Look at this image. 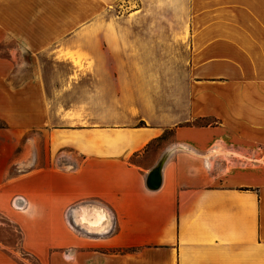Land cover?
<instances>
[{"label": "crops", "instance_id": "0c3cea01", "mask_svg": "<svg viewBox=\"0 0 264 264\" xmlns=\"http://www.w3.org/2000/svg\"><path fill=\"white\" fill-rule=\"evenodd\" d=\"M107 1L0 0L34 65L0 50V120L111 137L77 162L109 224L49 264H264V0Z\"/></svg>", "mask_w": 264, "mask_h": 264}, {"label": "rangeland", "instance_id": "374dc122", "mask_svg": "<svg viewBox=\"0 0 264 264\" xmlns=\"http://www.w3.org/2000/svg\"><path fill=\"white\" fill-rule=\"evenodd\" d=\"M107 2L118 16L140 4L139 0ZM0 50L13 55L15 67L34 66L18 45L3 44ZM172 137L173 130L165 131L159 145ZM110 142V135L99 131L14 127L0 120V264H49L53 249L65 250L66 255L75 251L69 245L76 243L78 233L84 234L78 223L88 228L77 213L79 154ZM49 211L54 219H49Z\"/></svg>", "mask_w": 264, "mask_h": 264}, {"label": "bare ground", "instance_id": "6f19581e", "mask_svg": "<svg viewBox=\"0 0 264 264\" xmlns=\"http://www.w3.org/2000/svg\"><path fill=\"white\" fill-rule=\"evenodd\" d=\"M77 213L79 221L81 223H85L91 231H103L107 228L109 224V218L107 213L100 208L91 207L86 209L85 211H83V208H78Z\"/></svg>", "mask_w": 264, "mask_h": 264}, {"label": "water", "instance_id": "95a60500", "mask_svg": "<svg viewBox=\"0 0 264 264\" xmlns=\"http://www.w3.org/2000/svg\"><path fill=\"white\" fill-rule=\"evenodd\" d=\"M148 186L157 188L161 184V168L158 166L148 176Z\"/></svg>", "mask_w": 264, "mask_h": 264}]
</instances>
